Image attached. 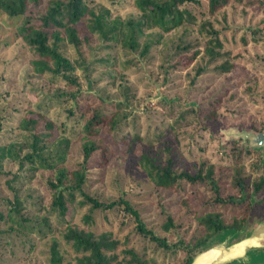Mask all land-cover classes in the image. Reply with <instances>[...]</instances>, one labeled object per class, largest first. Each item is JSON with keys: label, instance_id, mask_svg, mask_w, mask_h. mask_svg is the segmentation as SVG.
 Masks as SVG:
<instances>
[{"label": "trees", "instance_id": "trees-1", "mask_svg": "<svg viewBox=\"0 0 264 264\" xmlns=\"http://www.w3.org/2000/svg\"><path fill=\"white\" fill-rule=\"evenodd\" d=\"M115 1L0 0V12L19 20L16 34L31 53V71L37 79L32 95L39 98L41 92L60 87L56 100L65 114L64 120H58L27 109L17 120L18 132L0 145V174L11 176L5 180L10 196L3 197L0 235L13 233L19 251L25 247L24 236L44 241L49 264H63L68 250L73 256L67 261L75 259V264H146L144 250L120 247L111 229L97 232L90 228L93 211L114 212L117 217L133 220L139 238L170 248L159 232L171 236L177 230L172 214L164 208L165 219L155 231L124 190L105 197L88 191L89 170L106 171L112 157V150L100 137L107 133L115 143L123 141L122 153L135 152L151 190H180L183 183L195 187L196 195L191 200L201 212L195 215L193 209L190 215L194 214L201 227L196 228L200 233L194 235L193 243L182 245L186 256L181 264H188L195 253L211 244L214 234L241 226L243 219L238 222L235 215L227 224L218 206L230 203L240 207L245 194L264 195V176L260 173L264 166L252 177L245 171L242 151L254 150L241 142L226 144L233 156L228 168L201 159L195 170L189 171L185 167L177 169L182 159H174L165 138L180 128L200 126L202 106L196 114L195 106L180 103L190 101L198 76L209 68L223 75L237 64L238 53L233 54L222 39L226 28H216L214 22L215 12L241 0H207L211 17L200 18L188 5L200 4L201 0H131L135 9L124 17L113 15L106 4ZM242 41L246 43L244 36ZM94 44L103 52L87 60L80 48ZM194 60L199 64L193 66L196 70L192 74L188 67ZM131 67L145 69L151 82L163 87L166 95L156 99V107H147L145 98L138 95L130 79ZM153 94L147 92L148 96ZM219 114L212 108L204 116ZM257 155L255 167L262 162L261 154ZM36 176L43 180L42 191L32 185ZM182 203L186 205L187 199ZM247 210L242 209L245 213ZM78 213L80 222L75 219Z\"/></svg>", "mask_w": 264, "mask_h": 264}, {"label": "rangeland", "instance_id": "rangeland-1", "mask_svg": "<svg viewBox=\"0 0 264 264\" xmlns=\"http://www.w3.org/2000/svg\"><path fill=\"white\" fill-rule=\"evenodd\" d=\"M261 2L264 3V0H261L260 3L258 0L235 1L234 6L227 5L215 12L217 21L214 22V26L226 28L223 31L222 39L225 44L231 46L233 54L238 53L235 59L237 64L231 72L223 75H216L212 68L206 69V72L198 76L193 88L191 87L190 101L185 102L183 100L180 102L184 106H195L196 114L201 106L204 111L201 119L199 118L200 126L198 128L194 129L192 126L186 129L180 128L178 133L172 131L165 136L166 139H169L170 153L172 152L174 159H182V165L177 164L176 166L178 170L185 167L189 171H194V165H197L201 159H206L210 163H217V167L228 168L233 162V156L230 155L229 149L226 147L230 141L241 142L254 150L252 153L242 151L244 169L251 173V177L253 173L263 169L264 157L262 156H264V152L259 160L262 162H259V166L255 167V162L258 161L257 157L259 156L257 155L258 148L249 146L240 138L225 139L224 137V131L230 129L253 132L264 130V4ZM106 4L110 7L113 15L117 14L121 17L132 13L135 9L131 0H116L115 3L106 2ZM188 7L197 14L198 18L211 17L207 12V0H201L200 4H190ZM243 9L245 13L242 12ZM199 12L205 14L200 16ZM18 22V19L0 12V145L9 141L18 132L16 129L17 120L27 109L45 112L47 117L53 119L55 117L58 120L65 119L63 106L56 100V94L61 92L60 87L59 90L52 89L41 92L39 98L34 94L32 95L37 79L31 71V53L22 42L21 37L16 34L15 25ZM254 29L256 32H253ZM242 36L246 39L245 44H243ZM80 51L87 60L91 61L98 57L95 54L100 55L103 52L96 44L91 48L83 45ZM97 64L101 65L100 63ZM198 64L199 61L194 60L190 63L188 70L191 69V73L194 74L196 69L193 66L197 67ZM143 66L145 67V65ZM101 69H104L103 65H101ZM130 73V79L135 83L138 95L143 96L146 100L145 105L150 108L156 107V99L166 95L161 90L163 87L158 84L155 86V83L146 76L145 69L140 70L138 67H131ZM187 83L188 81H185V85ZM147 92H154V94L148 96ZM177 94L180 92L178 91ZM105 99L108 101L107 98ZM200 101L202 105H198ZM212 108H215L220 114L217 117L204 116L206 111ZM139 118L141 121L145 119L141 113ZM66 121L69 124L73 123L71 120ZM100 137L105 144L107 143L110 151L112 150V157L107 164L106 171L102 172V169L97 168L89 170L90 185L88 191L105 197V195H116L124 190L127 197L140 207L143 218L155 231L159 229L167 212L172 214L177 232L171 236L168 235V232H159V235L165 237L170 245V248H163L155 242L139 238L134 231L132 219L117 217L114 212L100 211L91 213L93 223L90 228L97 232L111 229L113 236L118 238L120 247H133L136 251L144 250L143 256L147 259L146 264H181L186 256V251L182 245L193 243L195 241L194 235L200 233L196 228L201 226L194 217V214L198 215L201 212L200 207L195 209L196 207L193 206L191 200V197L196 195L195 187L189 183H183L184 189L180 190L163 191L158 190V188L151 190V183L139 167L135 152L122 153L123 141H120L119 144L115 143L114 137L110 134L103 133ZM233 145L235 144L232 143L231 146ZM72 155L73 159H77L76 155ZM2 168H7V165L4 164ZM260 173L264 176V171ZM9 177L11 176L0 174V210H4L5 207L3 197L10 196V190L5 181ZM42 182L43 180L39 176L32 179V185L40 191L44 188ZM205 194L209 197V192L206 191ZM221 194L225 195L223 192ZM244 196L240 207L232 206L230 203L226 205L227 207L216 206L227 224H229L232 215H235L238 222L243 219L244 222L241 224L244 226L239 232L240 234L246 229L250 230L251 233L259 224H263L257 223L256 218L259 216L257 218L259 219L262 214L256 215L254 208L261 205L264 195L248 193ZM183 199H187L186 205L182 203ZM236 207H239L237 208L239 210H234ZM246 207L248 210L245 213L242 209ZM163 208L166 212L162 210ZM193 209H195L194 214L190 215ZM84 210L82 209V211ZM69 213L72 214L70 209ZM79 214L75 216L77 222H80ZM0 224L3 225V223ZM232 235L233 233L231 234L229 230H226V235L225 230L214 234L211 237L209 247L230 245H226L230 242L227 238L233 237ZM244 237L236 236L233 240ZM23 239L25 247L19 251L18 246L15 245L16 237L13 233L0 235V243L7 242L4 246L0 245V264H49L44 241L40 242L38 239H29L25 236ZM262 248L264 249V247ZM68 252L69 254L65 257L63 264H75V259L71 262L67 261L73 256L71 255L73 254L72 250H68ZM199 253L201 250L195 253L193 258ZM258 256H253L250 253L243 264H264V258L261 259ZM234 257L235 255L232 256L223 250H219L213 258L203 262V264H239Z\"/></svg>", "mask_w": 264, "mask_h": 264}, {"label": "water", "instance_id": "water-1", "mask_svg": "<svg viewBox=\"0 0 264 264\" xmlns=\"http://www.w3.org/2000/svg\"><path fill=\"white\" fill-rule=\"evenodd\" d=\"M224 137L225 139H229L230 137L240 138L243 142H247L249 146L259 148L262 150V153L264 152V130L260 132H253L241 129H230L228 131H224ZM254 247H264V224H259L255 231L251 232L248 236L238 240V242L236 243H232L228 246H211L201 251V253L193 258L188 264H199L200 262H203L204 260L196 263L200 257L212 250H217L218 252L219 250H223L225 251V253H229L232 256L235 255V259L237 256L243 255L248 249Z\"/></svg>", "mask_w": 264, "mask_h": 264}, {"label": "flooded vegetation", "instance_id": "flooded-vegetation-1", "mask_svg": "<svg viewBox=\"0 0 264 264\" xmlns=\"http://www.w3.org/2000/svg\"><path fill=\"white\" fill-rule=\"evenodd\" d=\"M245 143V142H244ZM259 149V148H258ZM259 152V154H261L262 155V150L261 149H259L258 150ZM262 157H264V156H262ZM256 208V209H255ZM254 208V211H256V215L257 214H262V216L259 218V219H257L256 218V220H257V223H263L264 224V200H262L261 201V205L260 206H257V207H255ZM244 222V221H243ZM243 222H241V223H243ZM243 226H244V224H241V226H239V227H229V228H225V229H223V230H225V235H226V230H229V232H231V234L233 233V237H228L227 238V240H230V242L229 243H227L226 245H228V244H232L233 242H236V241H238V240H233L236 236H246V235H249L250 234V230L248 231V229H246V231H244L243 233H239V232H241L242 231V228H243ZM222 231V230H221ZM237 234V235H236ZM234 235H236V236H234ZM241 239V238H240ZM239 239V240H240ZM224 240H226V238H224ZM210 246V245H209ZM208 246V247H209ZM250 253H252L253 254V256L254 255H259L258 257H260L261 259H263L264 258V249L263 248H260V247H256V248H254V249H250V250H248V251H246L243 255H241V256H238V257H236L235 259H236V261L239 263V264H243L244 262H246V257L250 254ZM259 258V259H260Z\"/></svg>", "mask_w": 264, "mask_h": 264}, {"label": "bare ground", "instance_id": "bare-ground-1", "mask_svg": "<svg viewBox=\"0 0 264 264\" xmlns=\"http://www.w3.org/2000/svg\"><path fill=\"white\" fill-rule=\"evenodd\" d=\"M217 252H218L217 250H212V251H210V252H208V253H205L202 257H200V258L197 260L196 263H198V262H200V261H202V260H204L203 262H206L207 260L213 258V257L216 255ZM203 262H200L199 264H203Z\"/></svg>", "mask_w": 264, "mask_h": 264}]
</instances>
